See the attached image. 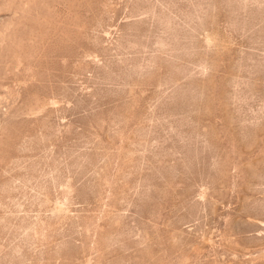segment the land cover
I'll return each instance as SVG.
<instances>
[{
    "label": "rangeland",
    "instance_id": "1",
    "mask_svg": "<svg viewBox=\"0 0 264 264\" xmlns=\"http://www.w3.org/2000/svg\"><path fill=\"white\" fill-rule=\"evenodd\" d=\"M0 264H264V0H0Z\"/></svg>",
    "mask_w": 264,
    "mask_h": 264
}]
</instances>
